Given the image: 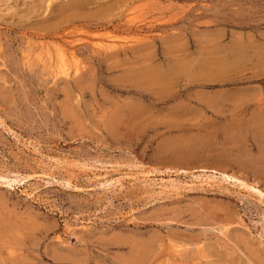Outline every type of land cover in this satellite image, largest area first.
<instances>
[{"label": "rangeland", "instance_id": "1", "mask_svg": "<svg viewBox=\"0 0 264 264\" xmlns=\"http://www.w3.org/2000/svg\"><path fill=\"white\" fill-rule=\"evenodd\" d=\"M248 52L264 0H0V264H264V134L188 146Z\"/></svg>", "mask_w": 264, "mask_h": 264}, {"label": "crops", "instance_id": "2", "mask_svg": "<svg viewBox=\"0 0 264 264\" xmlns=\"http://www.w3.org/2000/svg\"><path fill=\"white\" fill-rule=\"evenodd\" d=\"M248 53L245 65L249 66L250 71H257L250 79H262L264 82V52L259 56L253 55V52ZM224 67L228 73L220 76V83L226 84L220 97L201 99L200 102L189 105V116L191 120L194 118L195 123L193 132L189 133L188 146L195 149L196 154H203L207 149V141L210 140L212 149H217V158L236 160L239 141L261 140L260 134H264V105L240 92L237 85L239 62L236 58L228 57L226 62L222 59L221 72ZM220 134L224 136L223 145L219 140ZM221 147L225 153H220Z\"/></svg>", "mask_w": 264, "mask_h": 264}, {"label": "bare ground", "instance_id": "3", "mask_svg": "<svg viewBox=\"0 0 264 264\" xmlns=\"http://www.w3.org/2000/svg\"><path fill=\"white\" fill-rule=\"evenodd\" d=\"M199 172L205 173L204 176L212 181H214L213 179L217 178V176H220L224 181H226V183L228 181H235V183H244L246 184V187H249L250 185H248L247 183H245L244 181L236 178L235 176L231 175L230 173H225V172H219L216 169H202ZM182 173V172H181ZM203 175V174H202ZM199 176V175H198ZM199 178V177H198ZM203 178V177H201ZM220 178V179H221ZM254 184V183H253ZM259 185V183H258ZM245 187V186H244ZM250 189H253V191H258L260 192L258 189H256L254 186H250ZM247 189V188H246ZM252 191V192H253ZM255 193V192H254ZM264 196V195H263Z\"/></svg>", "mask_w": 264, "mask_h": 264}]
</instances>
